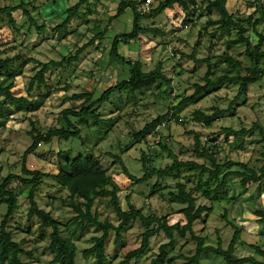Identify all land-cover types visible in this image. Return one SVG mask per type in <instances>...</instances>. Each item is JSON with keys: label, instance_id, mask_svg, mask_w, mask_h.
<instances>
[{"label": "rangeland", "instance_id": "374dc122", "mask_svg": "<svg viewBox=\"0 0 264 264\" xmlns=\"http://www.w3.org/2000/svg\"><path fill=\"white\" fill-rule=\"evenodd\" d=\"M80 1L0 0V9L23 5L25 8L11 12V17L7 14L0 17V56L19 57L11 70L0 76V86L9 85L15 78L13 92L17 96L28 95L27 90L41 70V64L66 61L75 57L82 47L93 43L82 52L77 61L71 64L65 62L63 66L48 72V90L51 94L39 111L25 114L9 103L5 96H0V185L9 174L22 175L23 155L32 145L30 133L34 127L43 133L54 127L61 128L65 126L62 113L68 109L78 110L84 105L85 101L77 100L75 95L91 92L98 99L110 87L128 80L130 67L127 61L141 62L145 72L153 71L161 64L163 73L171 80V87L159 83L136 94L123 91L114 95L101 108V126L95 125L91 118L70 117L82 130L83 139H55L50 145L43 144L28 157L27 167L31 171L56 174L60 170V162L66 157L91 155L115 177L120 189L118 195L125 211L129 210V197L131 203L144 214L164 217L176 213L182 207L170 203L169 193L176 192L177 182L174 179L160 180L153 177L150 183L133 184L124 175L115 156L120 157L130 173L137 177L144 175L141 166L143 150L148 151L154 158L153 165L156 168L162 169L172 164L161 150V135L148 138V145H143L133 142V133L141 131L158 117L167 115L183 99L192 96L196 84H205L204 77L208 66L197 63L196 60L210 59L217 76L236 75L227 65L219 64L220 57L229 53L241 62L242 73L246 75V70L251 67V61L245 55L246 49L244 46L231 44L238 39V30H220L218 26H211L209 22L219 20V14L216 11L204 12L209 0H197L200 11L191 17L193 22H185L181 16L176 19L174 10L143 20L142 27L158 29L163 34H147L130 43L120 41L118 52L126 60L122 62L115 58L113 44L117 36L132 32L135 17L133 11L128 9L122 17L115 18L121 0H90L82 6L73 26L68 29V36L62 39L63 34L56 27L65 19L63 10L77 5ZM162 1L164 0H157L154 8ZM226 6L235 20L245 21L246 37L257 44L258 38L253 32V26L259 21L256 29L264 35V1L260 7H250L238 0H228ZM26 10L35 24L25 15ZM192 55H195V59L190 58ZM48 90L43 89V93ZM238 93V85H228L219 92L203 96L199 103L175 113L181 118V122H172L164 134L169 138V147L181 160L204 163L193 152V132L200 133L203 143L206 144L215 135L224 134L225 129L251 130L255 124L264 129V79L252 85L247 96L235 100ZM215 109L224 110L226 113L211 128H205L193 121L196 110L213 115ZM218 146V159L222 162H241L256 171L264 166V140L258 129L237 138L231 137L228 141L223 137ZM181 177V181L190 189L204 186L208 182L207 176L200 182L196 172H183ZM212 184L214 188L215 183ZM153 185L166 188L159 189L151 196ZM11 189L19 202L18 212L11 222L13 237L22 244L24 251L30 253L22 257L23 261L26 264H52L53 256L49 250V235L52 230H42L41 222L37 218H28L30 187L14 184ZM82 202L81 199L70 196L54 180H45L38 194L40 207L52 213L66 238H71L73 231L69 230V224L78 216L75 207L81 206ZM198 203L214 208L207 224L199 222L195 225L199 237L205 238L211 246H217L220 238L223 248L227 249L238 229L240 236L235 258L252 256L264 262V258L254 249L258 246L264 250V225L255 216L257 211H264V181L245 189L240 184V178H233L224 200L215 202L199 196ZM93 213L102 222L109 220L115 226L120 223L108 197L95 198ZM5 214L6 208L1 206L0 227ZM177 221L179 217L175 214L173 222ZM143 233L140 222H134L124 231L122 241L116 244V235L112 232L107 246L110 259L108 264H120L129 252L139 248ZM77 235L79 237L73 239L78 247L77 263L96 264L93 258L85 259L82 253L93 245V238L101 236L102 232L90 226L84 231H77ZM176 240L175 254L187 257L195 254L197 244L190 237L183 239L177 236ZM168 242L164 234L154 238L149 252L140 260H133L131 264H150L159 254L160 246ZM183 262L179 258L168 264ZM201 264L226 262L212 252H206L202 256Z\"/></svg>", "mask_w": 264, "mask_h": 264}, {"label": "trees", "instance_id": "16d2710c", "mask_svg": "<svg viewBox=\"0 0 264 264\" xmlns=\"http://www.w3.org/2000/svg\"><path fill=\"white\" fill-rule=\"evenodd\" d=\"M90 0H81L77 5L63 10L64 21L56 27V30L63 34L62 39L68 36V29L73 26L77 19L82 6L89 3ZM228 0H209L204 12L211 13L216 11L220 19L217 21H210L211 26H218L220 30L236 29L238 30V39L233 41L232 45H241L245 47V55L251 61V67L246 70L247 74L243 75L241 62L237 61L229 53H225L220 57L219 64H225L228 68L235 72L236 75L217 76L213 70V64L210 59L196 60L197 63L207 64L208 71L204 77V85L196 84L195 92L192 96L183 99L176 107L172 108L167 115L158 117L151 123L146 125L144 129L133 133V142L143 145H148V138L161 135L163 137L160 142L161 150L172 161V164L165 168H156L153 165V157L151 154L143 150L141 157V166L144 172L142 177L132 175L128 168L124 165L120 157L115 159L122 167V171L127 178L136 185H144L150 183L153 177L160 180L174 179L176 183V192H170V203L180 205V211L164 217H158L155 214H144L141 209H138L130 198L127 197L129 210L125 211L121 205V199L118 195L119 187L115 182V177L105 170L99 160L94 156H78L75 158L66 157L60 162V170L56 174L43 173L39 170L31 171L27 167L28 157L39 150L41 145H50L55 139L70 141L72 139H83L82 130L77 127L70 117L78 119L91 118L95 125L101 126V108L108 103L111 98L123 91L131 94L144 91L152 88L159 83H165L171 87V80L163 73V66L161 64L150 72H145L141 62H131L122 59L118 52L120 41L130 43L137 41L141 36L147 34L162 35L163 33L158 29L142 27L143 20H149L157 15L171 10L175 11V17H182L185 22H193L191 17L200 11V6L197 0H164L153 8L148 14L141 15L137 13L135 3L131 0H121L115 18L122 17L128 9L134 13L133 30L131 33L117 36L113 44V54L115 58L122 62L128 63L130 67V78L116 86L110 87L104 91L100 98H95L91 92L75 95L77 100H84V105L78 110L68 109L64 111L63 119L65 126L61 128H51L46 133L41 132L37 128H33L30 133L33 140L32 145L25 151L23 155L22 175L9 174L0 185V207L6 208V214L2 220L0 227V264H26L22 257L30 255L23 250L22 244L16 242L11 230V222L19 209L18 197L11 189L12 185H19L30 187L28 201L30 205L28 218L30 220L38 219L41 222V229L52 230L49 235L50 243L49 250L53 256L52 264H78V247L74 238L79 237L77 231H84L86 228L92 226L97 231L102 232L101 236L93 238V245L85 249L82 253L85 259L93 258L96 264H108L110 259L107 254V246L110 239V234L115 232V243L118 244L123 239L124 231L134 222H140L144 229L142 241L139 248L129 252L120 264H131L133 260H140L150 250L152 240L161 234H164L169 242L163 244L159 248V254L151 261L150 264H168L175 260L182 258V264H201L202 256L206 252L221 257L226 264H264L263 261H258L255 257L235 258L236 245L239 242L240 232L236 229L233 239L227 249L223 248V242L219 238L217 246L208 245L206 239L199 237L195 231V225L199 222L207 224L213 214V206L200 205L198 203L199 196L215 202H220L226 198V192L230 182L233 178H240V184L243 188H249L253 184H261L264 181V166L256 171L250 168L247 164L237 161L222 162L218 159V143L224 137L226 141L229 138L240 137L244 134H250L255 129L260 130L262 139L264 140V129L255 124L251 130L243 129L242 131H235L233 129H225L224 134H217L208 143L204 144L201 134L193 132L194 149L193 152L197 158L202 159L204 163L196 161H183L179 156L169 147V138L165 136L164 131L172 122H181V118L175 115L176 112L182 111L184 108L199 103L201 98L214 92H219L228 85H238L239 93L235 100H239L243 96H247L249 88L264 79V35L258 33L256 27L259 21H256L253 26V32L258 38V43L246 37L247 29L245 28L244 20H235L234 16L228 10L226 4ZM57 5V4H56ZM263 5L259 3L257 7ZM249 6V5H247ZM252 7V6H250ZM20 8H5L0 9V17L7 14L11 17V12ZM25 9V8H24ZM25 15L31 19L32 24H35L30 13L26 10ZM55 13V11H54ZM90 43L80 50L73 58L66 61L56 63L50 62L48 64H41V70L33 78L30 87L27 90L26 96H17L13 92L15 88V78L7 86H0V96H5L9 103L15 106L18 111L25 114H33L39 111L46 103L51 94L49 91V79L47 74L55 67H61L65 62L72 63L77 61ZM184 57V55H182ZM190 58L195 59V55ZM19 61V57L2 58L0 56V76L7 74L13 67L14 63ZM10 78V79H12ZM36 85V88H34ZM43 89H47L43 93ZM172 91V90H171ZM36 92V93H35ZM172 93V92H171ZM226 111L215 109L213 115H208L200 110L193 113V121L205 128H211L213 124ZM211 143V144H210ZM210 144V145H208ZM238 168L239 170H235ZM183 172L198 173L200 182H203L205 176L208 182L204 186H197L188 188L187 184L182 182L181 174ZM45 180H54L60 186L65 188L70 196L79 198L83 202L81 206H76L75 211L78 216L69 224V230H72L71 238L63 236L60 223L53 217L51 212L42 209L38 203V194L40 188ZM215 187L213 188V184ZM166 187L153 185L151 188V196H154L159 189ZM96 197L110 198L111 207L119 219L120 223L115 226L111 221L99 220L97 214L93 213V206ZM175 214L179 217V221L173 222ZM258 222L264 225V211L260 210L255 213ZM75 228V229H73ZM183 239L191 238L197 244L196 252L193 256L187 257L174 253L177 244L176 237ZM258 255L264 258V250L258 246L254 247Z\"/></svg>", "mask_w": 264, "mask_h": 264}, {"label": "built area", "instance_id": "2783aa9c", "mask_svg": "<svg viewBox=\"0 0 264 264\" xmlns=\"http://www.w3.org/2000/svg\"><path fill=\"white\" fill-rule=\"evenodd\" d=\"M131 1L135 3L137 13L144 15L152 11L155 2L157 0H131ZM238 1L249 6H258V4L263 2L264 0H238Z\"/></svg>", "mask_w": 264, "mask_h": 264}]
</instances>
